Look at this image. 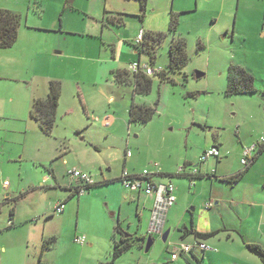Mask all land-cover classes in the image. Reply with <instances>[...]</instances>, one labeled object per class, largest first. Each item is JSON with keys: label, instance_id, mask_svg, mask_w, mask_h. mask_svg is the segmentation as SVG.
I'll return each instance as SVG.
<instances>
[{"label": "rangeland", "instance_id": "1", "mask_svg": "<svg viewBox=\"0 0 264 264\" xmlns=\"http://www.w3.org/2000/svg\"><path fill=\"white\" fill-rule=\"evenodd\" d=\"M33 3L28 25L34 27V41L19 44L15 49L22 48L21 53L11 60L19 67L14 75L18 79L0 80V98L10 100L2 103L0 111L4 113L0 116V248H6L0 250V264H39L40 260L45 264H102L111 259L118 224L130 235L133 248L115 264H176L171 251L182 242L179 233L173 228L167 242L154 235L155 243L146 252L139 236H148L151 209H143L142 217H137L134 202L121 197L128 190L121 181L113 184L116 192L108 206L107 188L69 198V191L57 185L54 169L59 180L70 185V167H86L96 180L101 167L118 176L133 167L142 172L162 160L171 166L184 156L200 159L218 140L225 150L227 144L238 141L233 124L242 111L258 117L264 112L255 107L264 103V0H149L145 13L138 0ZM114 17L120 22L113 21ZM173 17L178 19L175 32L171 30ZM142 29L165 35L154 52L147 50L152 47L151 39L137 42ZM174 38L184 39L190 59L176 70L169 68ZM120 40L125 44L123 52L115 55ZM136 43L146 48L139 53ZM134 59L167 70L166 77L151 76L153 86L148 94H137L133 84L116 80L114 72L129 70ZM247 62L256 68L258 91L227 94L230 65ZM198 72L204 76L198 78ZM52 80L61 81L63 93L56 127L52 134H45L31 116L32 101L34 95L49 90ZM133 103L156 107L151 121L131 122ZM106 116L114 118L112 126L103 124ZM225 160L228 167L235 164L231 157ZM47 176L51 178L48 182ZM65 198L67 209L57 214L55 205ZM116 201H122V210L113 209ZM14 207L15 225L9 228ZM195 210L192 205L188 217ZM217 219V224L232 222L222 208ZM224 232L209 246L234 247L239 256L232 260L237 263L230 264H264L246 246L264 247L263 230L245 228L246 243L242 236L233 240ZM84 234L87 244H77L75 237ZM216 258L200 254L205 264H222Z\"/></svg>", "mask_w": 264, "mask_h": 264}, {"label": "crops", "instance_id": "2", "mask_svg": "<svg viewBox=\"0 0 264 264\" xmlns=\"http://www.w3.org/2000/svg\"><path fill=\"white\" fill-rule=\"evenodd\" d=\"M33 4H34L33 0H0V8L18 11L22 13V15L24 16L23 24L19 29L17 42L12 47L0 48V80L15 81V79H18L15 78L17 76L14 75H18L19 67L13 66L11 60L15 55L18 56L21 53L22 48L15 49L17 46H19V44L20 46H23L26 45V43H31L34 41L35 35H33L32 33L33 32L32 30H34L32 28L34 27L28 25L32 17ZM124 45H125L124 42L120 40L118 43V48H116L115 50L116 53L115 55H119L120 53L123 52ZM27 48H31V46H27ZM134 61L137 60L134 59ZM243 67L255 76L256 68H254L253 66H249L248 62L246 65H243ZM255 87L257 89L256 91H258L256 84ZM48 92L49 90H45L44 94H36L38 96L34 95L33 100L36 97L47 96ZM5 99L0 98V111H1L2 103L10 101L9 99L8 100ZM109 99L112 100V97H110ZM32 105H33V101H32ZM59 106H61V104H59ZM255 107L264 110V103L260 102L257 105H255ZM3 115L4 113L0 112V116ZM107 117H109L110 119V124L108 126H112L114 123V118L112 116H106L103 119V124L107 125L105 122ZM99 118L100 117L98 116L97 119ZM247 122L248 123L255 122L258 126L255 125L254 127H250L248 126ZM233 126L237 127L238 141L227 144L228 149L225 150V146L224 144H222L223 142L218 140L215 145L218 146L220 150V156L211 157V158H216L215 161H211V159L209 158L206 161L202 162L200 161L201 158L195 160L193 158H190L189 156H184L183 158L177 159L176 163H172L174 165L171 166L165 163V160H162L161 163H157L156 167H153V169L150 170L154 174V179L156 182L173 183L175 186V194L177 197V201L171 207L174 209H172L171 211L170 220H168L169 214L167 216L165 230L170 229V231H172L173 228L176 229V232L179 233L180 241L189 244L196 243L197 240L193 235L187 236L184 239L182 238L183 236L187 235L186 228L189 226L194 227L197 231L203 233L219 232L218 234L212 236L211 238L205 239L204 242L207 243L208 245H211L210 242L213 241L217 242L216 238L217 236H219V234L222 231L229 232V236L233 240H235L236 235L239 237L242 236L243 243L245 240V236L243 233L245 228H248V231L250 230L264 231V148L261 149L260 152L256 154L255 160L247 169H244L241 162L242 152L244 150V147L251 145L261 136H264V112L262 113V115L258 117L253 112L242 111L241 116L237 119V121L233 124ZM225 157H228V159L231 157V159L235 162V164L232 165L231 167H228L227 164H229L228 163L229 161L228 162L226 160L224 161ZM64 162L65 164H68L67 159H64ZM4 164L5 163L2 162V165ZM128 164H129L128 160H125V165ZM76 167H79L84 171H88L94 177L92 171L89 170L88 168L83 166H76ZM194 168H198L200 174L197 175V177L195 176L196 178L193 179L194 184L192 185L191 184L192 180H190L191 179L190 176L194 172ZM100 169H101V176H99V178L96 179V183H100V185L94 186L86 191H88L90 194L92 193L91 195H93L95 194V190L107 188L106 191L107 193L105 192L104 194L109 206L110 205L109 199H113L112 195L114 196L116 192L115 186H113V184L117 185L120 182L119 179L121 178L122 175L120 176L114 175L111 173V171L109 173H105L102 167ZM213 170H215V173H213ZM129 172L132 174H140L141 170L133 167V170L131 169L129 170ZM239 172H243V175L237 183L232 184L230 181L227 180L229 176H233L234 174H237ZM53 176L57 181L58 186L64 188L66 191H69L70 193L69 198H71V196H73L71 190L73 185L71 184L67 185L65 183H62L59 180V174L55 169ZM50 179L51 178L47 176L45 178V181L48 182ZM199 181H202V183L200 184ZM189 189H196L197 193L194 194ZM96 192L101 193V190ZM197 196H201L203 198L199 200ZM23 197H27V195ZM121 197L125 202H128V200L134 202V206H136V212H137L136 214L137 217L139 218H141L143 215V209H147L150 207L152 212V208L154 204V198L152 196L145 195L143 192L126 190L125 192H123V195ZM67 201L68 200L65 198V200H60L56 203V205L60 202H64L65 204L64 211L60 214H63L66 211L68 206ZM210 201L214 202V206L208 208L207 203ZM200 204H201V208H200ZM192 205H195L196 213H192V215L188 217V211ZM80 206H81V199L78 201V207ZM122 206H123L122 201H116V203L113 202V209H118L120 211V209L122 210ZM220 208H222L227 213V215L232 219V222H230V224L226 223L224 225L223 222L222 223L219 222L217 224L218 222L217 215L220 212ZM11 212L12 214L10 220L12 221V223L9 225V228H13L15 225V207L12 209ZM12 215H13V220H12ZM119 221H120V214H119ZM85 236L87 240V235ZM139 237H142L144 243H146L145 239H147L148 237L147 235L145 236L144 234H142ZM188 239H192V241H188ZM221 240L222 239L218 241ZM86 244L87 241L83 245ZM5 249H6L5 247L0 248L2 252H4ZM238 249L242 251V247H238ZM192 251H193L192 253L182 254L180 256L188 264H199L196 261L197 259L194 258V255L199 260H201L200 254H202L203 257H206L208 255L211 258L214 257H217L216 259L221 258L223 261L222 264L237 263L236 261L232 262V260L235 257L239 256V253H236L234 251V247H210V249L203 251L202 249L196 246ZM225 256H227L229 260H227ZM180 257L176 261L173 260L172 261L175 262L176 264H183V262H181ZM138 258L141 259V257ZM200 264H205V263L200 261Z\"/></svg>", "mask_w": 264, "mask_h": 264}, {"label": "trees", "instance_id": "3", "mask_svg": "<svg viewBox=\"0 0 264 264\" xmlns=\"http://www.w3.org/2000/svg\"><path fill=\"white\" fill-rule=\"evenodd\" d=\"M138 1L141 5L143 12L145 13L149 4V0H138ZM112 20L116 22H120L115 17L114 19L112 18ZM23 21H24V16L22 15V13L18 11L0 8V48H9L14 46V44L18 40L19 29L23 24ZM177 27H178V19L173 17L171 30L175 32L177 31ZM146 37L148 38V40L151 39L152 41L151 44L153 43L152 47L149 46L147 48V50L151 53V50L154 52L155 49L154 47L162 43L165 35L163 33L150 34L145 32V39ZM142 45L143 43L141 44L136 43V47L137 48L139 47V53H141V51L146 48L145 45L143 46ZM170 55H171V60L169 63L170 69L173 70L180 69L189 63L190 59L186 50V43L183 38L173 39V41L170 44ZM152 59L154 62L156 61L155 56L154 57L152 56ZM114 73L117 82L125 83V84L127 83L133 84L135 88V92L137 94H148L152 89L153 86L152 83L153 81L151 77L152 75H148L143 71H140L139 73H131L129 70L125 69V70H119ZM155 74H161L162 76L166 77L167 70L163 68L162 72H157ZM255 80H256L255 76L251 72L246 70L243 66L231 64L228 72V86L226 89V93L231 95L253 93L257 90L255 87ZM62 93H63V85L61 81L52 80L49 84L48 95L44 98L36 97L33 100L31 116L38 122L40 129L45 134H52L54 128L56 127L57 118H58V109H59ZM129 113H130L131 122L147 123L151 121L154 114L156 113V107L147 104L133 103L132 106L130 107ZM213 147L218 148V146L216 145ZM199 174H200L199 171L198 174L196 175L190 174L191 175L190 180L195 179ZM242 175L243 172H239L237 174H234L233 176H229L227 180L230 181L232 184H235L239 181ZM119 180L122 182V178H120ZM97 185H100V183H96L94 185H87L85 189L89 190L90 188ZM71 190L73 196L81 195V189L79 187L77 186L72 187ZM12 220H13V215H12ZM186 230H187V235L183 236L182 238L184 239L187 236L193 235L197 240L195 244H192L194 245V247H196L200 242H204L205 239H209L212 236L219 233V232L203 233L197 231L194 227H187ZM116 234H123V237L120 238ZM116 234L114 237V249L111 253V259L106 262H103L102 264H115L116 261L121 256H123L125 252L133 248L132 247L133 244L131 240L129 238L125 239V233L121 228L120 224L116 225ZM246 246L250 251L257 254L264 262V247H262V245L256 243H246ZM192 252L193 251H191L190 253ZM194 258L197 259L196 261L200 264L201 260H199L195 255ZM39 264H45V263H43L42 260H40Z\"/></svg>", "mask_w": 264, "mask_h": 264}, {"label": "built area", "instance_id": "4", "mask_svg": "<svg viewBox=\"0 0 264 264\" xmlns=\"http://www.w3.org/2000/svg\"><path fill=\"white\" fill-rule=\"evenodd\" d=\"M145 37V31L142 29L139 33L137 42L143 41ZM129 70L131 73H139L140 71L145 72L148 75H153L157 72L163 71V68L150 67L148 64H142L140 61L131 62ZM106 124H110L109 117L106 118ZM264 148V136H261L251 145L245 146L242 152V165L244 169L248 168L254 161L256 154ZM132 153L129 151L127 156L130 157ZM219 148H211L206 151L202 157L201 161L204 162L211 157H219ZM157 165V164H156ZM215 173V170H213ZM69 176L72 179V187H79L81 193L86 192L85 187L87 185L96 184L94 177L88 172L84 171L79 167H72L68 171ZM198 174V168H194L192 175ZM122 184L130 191L143 192L145 195L152 196L154 198V204L152 208V215L150 220L148 235H163L165 232V226L167 221V216L170 208L176 203L177 197L175 194V186L173 183H161L156 182L154 179V174L149 169H144L140 174H132L128 169L123 171L121 176ZM194 184V181H191ZM7 185V183H6ZM214 202L210 201L207 203V207H213ZM65 204L60 202L55 207V212L60 214L64 211ZM12 221H10V224ZM75 241L79 244L86 243V236L80 235L75 238ZM198 248L206 251L210 249V246L205 242H200L197 245ZM194 249V245L185 242H180L176 244L172 249V260H177L182 254H189Z\"/></svg>", "mask_w": 264, "mask_h": 264}, {"label": "water", "instance_id": "5", "mask_svg": "<svg viewBox=\"0 0 264 264\" xmlns=\"http://www.w3.org/2000/svg\"><path fill=\"white\" fill-rule=\"evenodd\" d=\"M198 78L204 76L203 72H198L196 75ZM170 229H167L164 234L162 235L163 241L167 242L168 238L170 236ZM126 236H129V234H126ZM155 243V236L154 235H149L146 239V243H145V251L148 252L150 251L151 247L154 245Z\"/></svg>", "mask_w": 264, "mask_h": 264}, {"label": "flooded vegetation", "instance_id": "6", "mask_svg": "<svg viewBox=\"0 0 264 264\" xmlns=\"http://www.w3.org/2000/svg\"><path fill=\"white\" fill-rule=\"evenodd\" d=\"M129 237L128 236H125V239H128Z\"/></svg>", "mask_w": 264, "mask_h": 264}, {"label": "clouds", "instance_id": "7", "mask_svg": "<svg viewBox=\"0 0 264 264\" xmlns=\"http://www.w3.org/2000/svg\"><path fill=\"white\" fill-rule=\"evenodd\" d=\"M166 231V230H165ZM149 236V235H148ZM176 261V260H175Z\"/></svg>", "mask_w": 264, "mask_h": 264}]
</instances>
